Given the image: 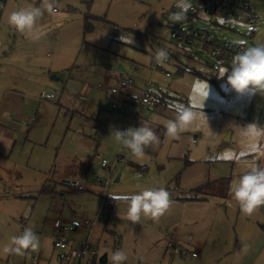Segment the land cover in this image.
Here are the masks:
<instances>
[{
  "label": "rangeland",
  "instance_id": "1",
  "mask_svg": "<svg viewBox=\"0 0 264 264\" xmlns=\"http://www.w3.org/2000/svg\"><path fill=\"white\" fill-rule=\"evenodd\" d=\"M4 1L0 0L1 8L6 5V11L0 10V71L18 86L21 80L41 81L45 74L47 82L56 74L50 88L62 94L63 107L52 100L42 101L40 120L14 157L25 172L6 184L24 190L11 189L7 194L12 199L10 208H0V249L12 236L22 234L29 218L25 225L34 230L40 247L24 255L0 251V264H74L75 260L61 261L54 247L52 223L58 216L70 226L78 218L80 228L93 232L88 243L98 250L99 260L86 255L81 264H108L101 263L100 257L117 250L128 256L123 264H264V206L247 217L229 190L233 179L245 174L253 162L264 166V91L238 93L226 76L221 77L225 75L222 69H231L232 58L212 55L209 45L171 38V30L162 23L174 20L171 8L176 0H56L59 15L45 12L31 35L10 26L7 13L37 6L39 0ZM87 20L93 24L90 32L85 31ZM192 24L230 45H264V21L247 24L210 15L187 28ZM162 48L171 60L163 65L172 72L169 78L161 68L151 67ZM137 51L145 61L133 56L141 55ZM120 64L127 73L119 70ZM132 64L140 69L132 71ZM127 76H133L130 92L134 95L150 79L162 85L163 104L154 111L135 103L113 108L121 96H112L107 88L122 86ZM99 84L104 88L99 89ZM82 87L87 100L73 97ZM39 103L33 104L34 113ZM178 107L190 109L196 118L179 140H172L166 138L163 123L152 118L174 119ZM67 110L71 118H66ZM134 113L160 137L159 145L145 148L141 161L130 151H122L111 135L131 127ZM103 159L109 161L107 167L102 166ZM70 171L87 176L83 178L95 185L93 191L77 195L63 187L60 183L65 178L81 179L65 177ZM107 181L111 183L104 195ZM45 184H56V193L41 192ZM148 188L169 192V210L158 221L142 216L138 227L128 226L129 203L124 198ZM62 192L66 195L61 196ZM102 196L117 197L111 219L99 216L86 225V219L79 218L82 214L74 218L75 211L108 215ZM36 198L40 204L35 205ZM193 236L197 241H190ZM76 261L79 264L80 259Z\"/></svg>",
  "mask_w": 264,
  "mask_h": 264
},
{
  "label": "clouds",
  "instance_id": "2",
  "mask_svg": "<svg viewBox=\"0 0 264 264\" xmlns=\"http://www.w3.org/2000/svg\"><path fill=\"white\" fill-rule=\"evenodd\" d=\"M55 5L56 0H39L37 6L11 11L7 16V23L19 32L31 35L45 12L53 17L59 15ZM176 7L179 11L173 13L172 18L175 21H182L186 19V14L192 5L189 0H176ZM167 59L168 52L165 49L156 52L157 63L163 64ZM222 72L225 75L221 77L226 76L228 84L238 93L255 94L257 91H264V45L245 48L233 57L231 69L224 68ZM176 113L175 118L171 120H161L157 116L152 118L153 122L163 123L166 138L172 140H179L180 133L185 131L196 118V114L188 108L178 107ZM249 129L254 130L255 125H249ZM111 135L122 149L129 150L138 161L145 159L146 147L160 143V137L147 121L140 123L139 127L114 130ZM229 190L241 213L247 217L253 216L260 207L264 206V166L253 162L245 174L233 179ZM124 199L129 203L127 219L133 224L139 223L142 216L158 221L171 206L170 194L164 188H148ZM39 247L40 240L29 227L25 228L22 234L12 236L10 242L3 245L0 251L4 255H24L26 250L36 251ZM127 259L128 256L123 250H117L108 256V264H123Z\"/></svg>",
  "mask_w": 264,
  "mask_h": 264
},
{
  "label": "built area",
  "instance_id": "3",
  "mask_svg": "<svg viewBox=\"0 0 264 264\" xmlns=\"http://www.w3.org/2000/svg\"><path fill=\"white\" fill-rule=\"evenodd\" d=\"M191 5L192 7L186 14V19L182 21L164 19L162 25L171 30L172 39L186 41L188 43H201L204 44V46L209 45L212 48L211 54L217 57H225V55H228L230 59H233L235 55L242 52L247 47L245 44L236 43L230 45L227 41H220L215 34L201 28H196L193 24L192 27L187 28L190 23H194L198 19H205L206 16L210 15H223L225 20L246 22L247 24L264 21V0H193ZM177 11H179V9L176 6L171 8L172 14ZM177 59L180 60V56H178ZM170 61V57H168L163 64L170 63ZM151 67L153 70L161 68L165 73V77L169 78L172 75L170 70L163 68L162 64L156 62L155 57L151 61ZM131 68L133 70L140 69L135 64H132ZM133 83V76H127L123 79L122 86L107 88L112 96L116 94L121 96L119 100L112 103V107H126L135 103L140 109L151 111L157 109L164 93L163 86L153 81V79H150L144 82L140 93L134 95L130 92V85ZM98 87L102 89L104 85L99 84ZM41 99L56 101L60 99V92L56 89H50L41 95ZM132 116L135 117V123L131 127H139L141 123L139 113H134ZM128 128H124L123 130ZM122 151L129 150L122 149ZM120 156H118V160L123 159V157ZM101 164L103 167H107L109 161L103 159ZM62 183L71 188H83L88 184L85 178L76 180H67L65 178ZM110 183V181H107L103 186L104 194ZM12 190H21V187L15 186L12 187ZM92 222L93 221L90 219L85 220L86 225H90ZM25 224L24 227L27 228ZM53 229L52 236L54 238V247L59 250V258H61V260H81L86 255H88V257L93 256L99 260L98 250L92 247L88 241H79L76 243V241L68 236L69 229L62 218L58 217L53 221ZM115 236L118 238V235L115 234ZM194 255H196V253H194Z\"/></svg>",
  "mask_w": 264,
  "mask_h": 264
},
{
  "label": "crops",
  "instance_id": "4",
  "mask_svg": "<svg viewBox=\"0 0 264 264\" xmlns=\"http://www.w3.org/2000/svg\"><path fill=\"white\" fill-rule=\"evenodd\" d=\"M5 1H7V0H5ZM5 9H6L5 4L2 8L0 7V10H2V11H6ZM8 14L9 13H7V16H8ZM2 32H3V30H2ZM252 33H254V31ZM24 39H26L25 36L20 37L19 41L23 42ZM14 48H15V46H13L12 49H14ZM137 52H139V51H137ZM139 53H141V52H139ZM133 56L136 57L138 59V61H140V62H141V60L145 61V58L143 57L144 55H142V53H141V55L140 54H135V55L133 54ZM146 61H147V59H146ZM167 64H169V63H167ZM49 65L52 66L53 64L49 63ZM163 65H165V64H162V67H163ZM50 66H49V69H50ZM119 66H121L123 68V69L119 68V70L123 71V73L128 72L127 69L122 64H120ZM130 69H132L131 66H130ZM42 70H43V68L41 69V71ZM44 71H46V70H43L41 72V74L42 73L44 74ZM49 71L51 74L52 70H49ZM132 71H137V70L132 69ZM51 75H52L51 79H49L47 82L44 81V78L46 77V74H45V75H41L42 76L41 81H39V80L33 81L32 79H28V81L25 82V80H21L19 83V86H18L17 81L11 82V77H9L7 74L3 73V71H0V208H5V207L10 208V204L12 203V199H10V197H8L7 194H8V192L12 191L11 190L12 187L18 186V187H21L20 191L24 190L23 187L20 185H11L8 187L6 184L9 181H12L13 178L14 179H20L23 176V173L25 172V170L22 167H20V165L18 164V161L15 160V158H14L15 153H16V150L20 144L27 142V137H29L32 127L34 126L35 122H38L40 120V110H41L42 105H44L42 103V101H44V100L41 99V95L43 93H45L46 90L49 91L50 89H52V88H50L51 83H52V79L56 78V76H57L56 74H51ZM17 87H19V88H17ZM84 89H85V87L80 88L81 91L76 90L75 94H73V97H77V99H81V100H87V98L84 97V93H85V92H83ZM136 89L139 91L140 86L137 85ZM37 96H38L39 100L37 99ZM61 99H62V94L60 93V99L54 101V102H56V104H59L60 108L63 107V104L61 103ZM38 102H41V103H39V109L37 110L38 112L34 113V110H33L34 105L33 104H37ZM65 113H66L65 114L66 118H68V116L70 118L72 117L71 116L72 113L71 112L69 113V110L65 111ZM164 141H165V138H163V142ZM78 174L79 173H77L76 171H70L67 174H65V177H66V175L72 176V177H78L81 179H83V177H87V176H84V174L83 175H78ZM5 176H7L8 178L5 179ZM60 184L63 187L70 189V187L63 185L62 182ZM45 186H47L48 189L50 188L48 191H45L48 195L52 196L53 194L56 193V190H55V188L57 186L56 184L55 185L45 184L42 187L41 192H44L43 189L45 188ZM93 186H95V185H92L88 182V184L86 186H84L83 188H81L80 191H78L74 194H77L81 191L91 192L95 188ZM69 192L73 193L71 190H69ZM60 195L65 196L66 194L64 192H62V193H60ZM106 199L107 200L114 199V203L112 204V207H110L112 201L106 202ZM106 199L104 196H102V198L100 200L103 201V206L107 210H109L108 215H107V213L105 215H104V213L102 214L101 211L99 213H97V215H95V216L93 215V212L91 210L84 211L83 213H78L75 211L73 214L74 218L76 216H78V214H82L79 216V218H85V219H95L96 218L97 219L99 216H102L104 218L109 217L111 219V215H112L111 211L116 206L117 197H106ZM120 199H122V197ZM38 203L40 204V201L38 198H36L35 205H37ZM61 214H62V212H61ZM58 217L61 218V216H58ZM77 219L75 221L76 224H72L71 226L67 221L64 220L68 229H69L68 236L74 241H76V240L91 241V235L93 232H91V230L89 228H83V226H81V228H80V222H79L80 220H77ZM29 221H30V218L27 220L26 225H28ZM114 222H116V221H114ZM125 224H127L128 226L138 227V223L133 224L130 220L125 222ZM125 224H123V225L125 227H128ZM41 225L45 226L46 223L42 222ZM52 225H53V223H52ZM52 228H53V226H52ZM53 231H54V229H53ZM190 241L191 242L197 241V238L195 236H193V237H191ZM169 245H170V243H169ZM61 261H63V260H61ZM75 261H72V263H74V264L77 263V261L76 262ZM81 263H82V261L80 260L79 264H81Z\"/></svg>",
  "mask_w": 264,
  "mask_h": 264
},
{
  "label": "trees",
  "instance_id": "5",
  "mask_svg": "<svg viewBox=\"0 0 264 264\" xmlns=\"http://www.w3.org/2000/svg\"><path fill=\"white\" fill-rule=\"evenodd\" d=\"M194 25V24H193ZM93 30V24L89 21V20H87V22H86V26H85V31L86 32H90V31H92ZM165 92L163 93V96H162V99H161V102H160V104L159 105H161V104H163V102H164V100H165ZM50 189V188H49ZM48 189V187L47 186H45V188L43 189V191L45 192V191H48L49 190ZM70 190L73 192V193H76V192H78V191H80L81 190V188H71L70 187ZM106 199V198H105ZM109 201H112V203H111V206L110 207H112V204L114 203V199H112V200H107L106 199V202H109ZM89 258V257H88ZM84 259V258H83ZM83 259H81V261H83Z\"/></svg>",
  "mask_w": 264,
  "mask_h": 264
},
{
  "label": "water",
  "instance_id": "6",
  "mask_svg": "<svg viewBox=\"0 0 264 264\" xmlns=\"http://www.w3.org/2000/svg\"><path fill=\"white\" fill-rule=\"evenodd\" d=\"M120 69H123L121 66H119ZM120 178V176L118 175L116 181H118ZM100 262L101 263H107L108 262V255L107 254H104L100 257Z\"/></svg>",
  "mask_w": 264,
  "mask_h": 264
}]
</instances>
